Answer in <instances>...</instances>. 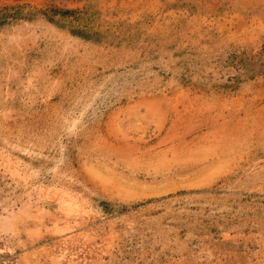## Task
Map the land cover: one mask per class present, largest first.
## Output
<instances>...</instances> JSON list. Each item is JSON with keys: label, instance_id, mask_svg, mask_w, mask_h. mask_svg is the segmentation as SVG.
Instances as JSON below:
<instances>
[{"label": "rangeland", "instance_id": "rangeland-1", "mask_svg": "<svg viewBox=\"0 0 264 264\" xmlns=\"http://www.w3.org/2000/svg\"><path fill=\"white\" fill-rule=\"evenodd\" d=\"M14 215L0 264H264V0H0Z\"/></svg>", "mask_w": 264, "mask_h": 264}, {"label": "bare ground", "instance_id": "bare-ground-1", "mask_svg": "<svg viewBox=\"0 0 264 264\" xmlns=\"http://www.w3.org/2000/svg\"><path fill=\"white\" fill-rule=\"evenodd\" d=\"M12 168V167H11ZM14 170V169H13ZM15 171V170H14ZM12 173V172H11ZM36 189V188H35ZM55 189V188H54ZM46 191V190H45ZM52 191V190H51ZM48 192V191H47ZM55 194V193H54ZM58 194V193H57ZM61 194V193H60ZM68 194V193H67ZM59 195V194H58ZM57 196V195H56ZM57 199V198H56ZM59 200V201H58ZM56 201H58L59 203V208L62 212V215L65 219L67 220H76V219H81L83 217H85V215L88 214V211L85 207V205L78 201V199H75L73 197H71V195L69 194V196H67L66 194L63 195L61 194V197L60 199H58ZM59 210V211H60ZM21 214H19V217H20ZM19 219V218H18ZM20 221V220H19ZM19 221L17 220V217L14 215V216H8V217H5L4 219H0V230L2 232H15L17 231L16 228L18 227V223ZM59 228V227H58ZM60 231V230H59ZM56 232H57V229H56ZM63 232V231H62ZM66 243H64L65 245ZM79 245V244H78ZM59 248L60 250H62V254H61V260H59L58 262L60 261H63L66 259L67 257V251L65 250H68V249H65L63 244L59 245ZM78 249V248H77ZM90 250V249H89ZM92 251V249H91ZM80 252V251H79ZM89 254V253H88ZM87 257V256H86ZM20 261V260H19ZM27 259H24V264H29L28 262H26ZM69 261V260H68ZM72 261V260H71ZM69 261V262H71ZM57 264V263H56ZM70 264H74V263H70ZM76 264V263H75Z\"/></svg>", "mask_w": 264, "mask_h": 264}]
</instances>
